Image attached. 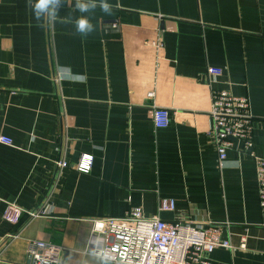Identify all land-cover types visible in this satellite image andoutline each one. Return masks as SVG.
<instances>
[{
	"label": "crops",
	"instance_id": "1",
	"mask_svg": "<svg viewBox=\"0 0 264 264\" xmlns=\"http://www.w3.org/2000/svg\"><path fill=\"white\" fill-rule=\"evenodd\" d=\"M107 2L110 13H80L61 0L50 22L27 0H0V137L13 141L0 142V264H26L33 241L57 246L65 264H101L92 220L132 208L220 226L233 248L213 264H264L256 163L240 142L220 163L208 135L212 90L247 97L264 160V0ZM81 15L87 37L75 31ZM155 108L170 111L168 128H155ZM85 155L89 173L73 168ZM53 181L51 213L29 219Z\"/></svg>",
	"mask_w": 264,
	"mask_h": 264
},
{
	"label": "built area",
	"instance_id": "2",
	"mask_svg": "<svg viewBox=\"0 0 264 264\" xmlns=\"http://www.w3.org/2000/svg\"><path fill=\"white\" fill-rule=\"evenodd\" d=\"M221 74L220 69H208V75ZM210 118L212 126L208 135L216 148L220 163L227 160L234 142H240L242 151L254 159L260 208L264 213V160L253 151L254 116L249 99L234 96L228 90H212ZM171 119L169 110L155 108L153 123L156 129L168 128ZM0 142L9 146L13 143L7 137H0ZM92 163V156L85 155L73 168L81 173H89ZM67 167V162L57 164L58 171ZM56 185L55 181L50 184L48 195L41 205L27 213L29 219L46 217L51 213L49 201ZM160 209L173 211L175 202L162 200ZM92 226L89 249L107 250L115 257L113 264H213L209 256L216 249L233 248L230 240L222 239L220 226L166 222L157 216L145 217L140 208H132L119 218L94 219ZM11 237L18 238L17 235ZM96 244L100 247L96 248ZM240 247L245 248L244 240ZM60 253L57 246L44 241H33L28 249L31 264H59Z\"/></svg>",
	"mask_w": 264,
	"mask_h": 264
},
{
	"label": "clouds",
	"instance_id": "3",
	"mask_svg": "<svg viewBox=\"0 0 264 264\" xmlns=\"http://www.w3.org/2000/svg\"><path fill=\"white\" fill-rule=\"evenodd\" d=\"M28 7L37 21L54 22L58 18L61 0H27ZM105 13H110L112 5L107 0H76L75 9L80 13H89L97 7ZM76 34L87 37L94 31V26L87 16L81 15L74 20ZM91 255L100 260L101 264H113L115 257L107 250L93 249Z\"/></svg>",
	"mask_w": 264,
	"mask_h": 264
},
{
	"label": "water",
	"instance_id": "4",
	"mask_svg": "<svg viewBox=\"0 0 264 264\" xmlns=\"http://www.w3.org/2000/svg\"><path fill=\"white\" fill-rule=\"evenodd\" d=\"M65 260H66V257H64V259L61 260V261L59 262V264H65ZM26 264H31L30 259H29V261H28Z\"/></svg>",
	"mask_w": 264,
	"mask_h": 264
}]
</instances>
